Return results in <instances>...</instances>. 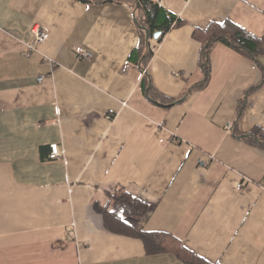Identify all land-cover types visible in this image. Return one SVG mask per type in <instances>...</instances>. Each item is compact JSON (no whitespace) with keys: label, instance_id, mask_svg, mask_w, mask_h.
Returning <instances> with one entry per match:
<instances>
[{"label":"crops","instance_id":"0c3cea01","mask_svg":"<svg viewBox=\"0 0 264 264\" xmlns=\"http://www.w3.org/2000/svg\"><path fill=\"white\" fill-rule=\"evenodd\" d=\"M152 1L174 21L149 38L127 1L0 0V264H184L107 228L121 188L150 207L132 229L264 264V52L216 43L202 87L196 36L231 24L263 41L264 0ZM38 26L50 36L26 57Z\"/></svg>","mask_w":264,"mask_h":264},{"label":"trees","instance_id":"16d2710c","mask_svg":"<svg viewBox=\"0 0 264 264\" xmlns=\"http://www.w3.org/2000/svg\"><path fill=\"white\" fill-rule=\"evenodd\" d=\"M85 3H96V2H113L118 0H81ZM127 1L133 4L136 10L137 18L139 23L145 28L149 29L153 35L156 31L162 30L163 34L167 33L172 27L174 21L173 18H169L168 14L159 8L152 0H121ZM167 21V24L164 22ZM231 27L232 32L228 33L226 28L219 26H211V28L202 33H197L196 36L203 42V53H202V66L205 73L204 87L210 76L209 66V55L213 46L222 42L232 47L233 49L247 54L250 57L256 58L260 53L264 52V40L259 41L245 30L236 27L235 25L228 24ZM160 27V28H159ZM228 27V26H227ZM143 34L146 31H142ZM143 44V43H142ZM151 52L145 55L143 59V65L151 58ZM149 96L154 100H157L160 95L156 93L153 88L149 91ZM167 106H171L174 102H166ZM261 146L264 147V136H257ZM110 201L108 206L102 210V214L105 218L107 228L111 231L123 235L133 236L140 238L146 245L148 253H160L166 251H173L177 255L181 256L184 260V264H211L203 258L189 252L185 249L179 241L174 237H171L165 233L155 232L148 233L146 231H136L132 229L127 223L128 218H142L147 215L150 211V207L147 203L135 198L124 189H118L114 193L109 194ZM101 210V209H100ZM180 246L178 247L177 246ZM178 247V248H177ZM177 248V249H176Z\"/></svg>","mask_w":264,"mask_h":264},{"label":"built area","instance_id":"2783aa9c","mask_svg":"<svg viewBox=\"0 0 264 264\" xmlns=\"http://www.w3.org/2000/svg\"><path fill=\"white\" fill-rule=\"evenodd\" d=\"M32 32H33V35L35 37V43L30 44L28 46V50H26L24 52V55L26 57H30L31 56L32 52L36 49V44L37 43L47 41L49 36H50L49 32H47L46 30H44L43 28H41L39 26L35 27ZM77 53H78L80 58H82L84 60H88V61L92 60L93 56H94L91 52H89V51H87V50H85L83 48H80L79 50H77ZM44 79H45L44 76L40 77L39 78V82H43ZM229 128H232V124L229 125ZM62 155H63V151L60 150L59 145L58 144L52 145V155H51V157L53 159H56V158H60ZM211 159H213V156H211L209 158V160H211ZM209 160H202L201 161V165L202 166L209 165ZM239 187H241V186H239Z\"/></svg>","mask_w":264,"mask_h":264},{"label":"water","instance_id":"95a60500","mask_svg":"<svg viewBox=\"0 0 264 264\" xmlns=\"http://www.w3.org/2000/svg\"><path fill=\"white\" fill-rule=\"evenodd\" d=\"M143 29L147 32V34L149 35L148 37L150 38V32L148 31V29L144 28ZM162 32H158L154 35L155 39H158L161 36ZM149 38H147V40H149Z\"/></svg>","mask_w":264,"mask_h":264}]
</instances>
